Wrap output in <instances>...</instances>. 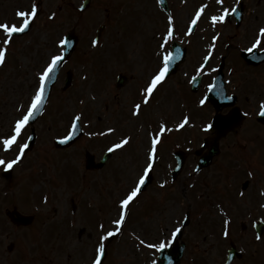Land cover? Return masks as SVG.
Wrapping results in <instances>:
<instances>
[{
    "label": "rangeland",
    "instance_id": "obj_1",
    "mask_svg": "<svg viewBox=\"0 0 264 264\" xmlns=\"http://www.w3.org/2000/svg\"><path fill=\"white\" fill-rule=\"evenodd\" d=\"M167 1L174 18L175 39L187 48V55L177 72L157 85L147 103L149 113L141 111L148 105L140 104L139 115H133L140 100L139 90L160 65L157 49L163 51L159 44L168 17L156 0H91L83 12H78L82 0H0V23L7 21L10 25H19L23 20L16 18L18 10L29 11L33 2L37 5V17L30 30L13 37L6 64L0 67V137H6L15 120L25 113L35 94L38 73L50 62L51 55L60 52L63 35L73 31L78 39L76 51L58 74L47 106L33 124L35 144L12 173L13 182L17 176H25L19 198L23 204L14 205L33 215V223L25 229L15 228L18 231L12 228L8 240L0 237V257L6 256L4 252L11 243L15 254L23 250L27 257H42V264H89L96 253L100 225H104L101 231L114 227L119 201L135 186L146 165L149 140L160 134L163 123L165 130L157 145L151 185L129 206L121 232L105 241L104 264L152 262L154 250L141 245L137 237L147 242L169 240L173 226H181L185 214L189 223L182 232L187 245L180 264H200L203 257L221 264L232 240L248 254L245 260L232 264H248L254 247H250V234L245 232L250 230L241 231L240 226L261 217L254 213L264 214V127H253L259 130L253 132L252 125L257 123L249 117L236 135L219 141L221 150L210 166L195 173L193 152L207 135L202 126L210 119V108L200 106L196 113L195 104L221 56L226 89L234 93L244 111L251 114L264 98V64H234L239 61L235 47L248 48L257 28L264 25V0H244L245 14L240 25H216L214 31L209 16L223 8L215 5V0ZM224 1L228 6L233 2ZM204 5L207 7L195 32L187 36L189 20ZM101 25L104 29L94 46L93 39ZM1 31L0 41L4 39ZM217 33L212 61L201 74L198 91L191 93L190 78L197 75L196 69ZM169 45L170 41L166 50ZM66 73L71 75V84L62 89ZM118 75L125 77L121 87L116 85ZM76 115H81L83 136L71 148L56 150L53 140L67 133ZM185 116L189 122L179 132L177 125ZM190 124L192 128H188ZM110 127L115 131L108 133ZM167 129H172L170 134ZM124 137H131L129 144L114 151L101 170L85 168V152L98 160L110 145ZM250 137L262 143L251 147ZM177 149L187 154V161L180 176L171 180L172 153ZM248 172L252 173L250 177ZM41 178L44 181L40 184ZM245 181L249 184L243 189ZM36 185L39 187L34 190ZM15 191L13 183L9 194L13 196ZM29 198L33 201L27 204ZM14 200L9 203L0 193V209H11ZM226 218L231 228L225 226ZM225 228L227 232L236 231L222 237ZM198 251L200 255L191 258Z\"/></svg>",
    "mask_w": 264,
    "mask_h": 264
},
{
    "label": "snow or ice",
    "instance_id": "obj_2",
    "mask_svg": "<svg viewBox=\"0 0 264 264\" xmlns=\"http://www.w3.org/2000/svg\"><path fill=\"white\" fill-rule=\"evenodd\" d=\"M217 3L223 4L224 0H217ZM207 5H204L200 7L196 13L195 18L191 20V26L188 29V32L186 34L191 35L193 31V26L197 24V21L200 20L201 16L205 12V8ZM236 8H232L231 12L235 13ZM17 16L23 18L22 24L20 26H17V24H11L9 25L7 22L0 23V30H2L4 39L0 41L4 45V47L0 48V67L5 66L6 64V57L7 53L9 51V46L13 42V36L15 33H22L25 32L27 29H29L31 21L37 17V5L35 2H33L31 6V10H18ZM229 9L224 8L221 13L213 14L210 17L211 24L213 27L216 26L217 23L225 22L226 17L229 16ZM50 17L51 18H54ZM167 29L166 32L161 35V42L159 44V48L161 50H166L168 47V42L173 39L174 37V18L172 16H168L167 19ZM213 43L210 45V51L208 54L204 57V63H202L197 69V75H201L204 72L205 66L208 64L212 57V50L215 49V41L219 39V33H217L215 36H213ZM262 41H264V27H261L258 29V33L254 37V40L252 42L251 47L247 49L249 52H253V49H259L261 47ZM66 43H69L66 40H61L60 44L64 45ZM96 41H93V45L95 46ZM178 51V50H177ZM161 62L162 66L158 69L156 73H154L151 78L150 82L144 89L145 92V98L144 103L147 104L149 102V98L152 97L154 90L157 89V85L160 84L166 77V75L169 73L170 66L172 62L176 59V56L173 55L172 52L167 51H161ZM62 54H55L51 55L50 62L47 64V66L38 73V86L35 90V94L32 97L30 106L27 108L26 112L17 118L14 123V128L12 133L10 134V138H5L2 141L3 150L5 152L10 151L13 149L14 145H17L18 139L21 137L23 131L25 130L26 126L29 124L30 120L35 116V113L40 110V108L44 104L45 100V91H46V82L50 78V74L53 73L60 65L61 61L63 60ZM212 71H215V69H212ZM196 77H193V80H195ZM215 85L209 86V91H212L214 89ZM219 95L223 96V99L225 100H232V96H225L223 95V92L218 93ZM207 98H202L199 103L203 107L206 103ZM23 108V105L20 106ZM222 107L221 105L217 106ZM141 109L140 104L135 105V111L133 112V115H139ZM247 115V113H245ZM260 116H264V101H261L260 103ZM81 119V115H76L74 117V120L71 125V132L69 135L65 136L63 139H61V143H67L69 140L72 139L73 134H75L78 131L77 128V122ZM233 121V116H220L217 115L214 118V121H209L203 124L202 131L206 133H216L217 135L223 134V131L231 125ZM189 122V117L185 116L183 120L177 125V128H183L186 124ZM165 130V125L162 123L160 128V134H162ZM172 129H168V131H171ZM114 128H108L107 132L112 133L114 132ZM105 133H101V135H104ZM160 134H157L156 136L152 137L151 139V147L147 154V161H146V167L143 168V172L141 175H139L137 182L135 183V186L131 189V191L120 200V212L118 215V218L114 219L112 223L116 225L117 227L114 230H109L105 235H101L99 238L98 246L96 248V255L95 258L92 261V264H102V258L105 256V241L108 240L109 237H112L116 235L117 233H120L122 230V227L125 223L127 211L130 203L141 193V187L145 185L146 180L150 179L149 173L153 170L154 164L157 159V145L161 142L160 140ZM131 137H124L119 140V142L114 143L111 147L108 148V152H113L117 149L124 148L125 145L129 144ZM19 147V155H17L14 159L7 160L3 157H0V165H4L7 169H12L14 165H17L21 158L24 156L25 149L28 148V144L24 143L22 145H17ZM249 175H252V173H249ZM166 183V182H165ZM161 187H164V183L160 185ZM243 195V193H241ZM47 198L45 197V201ZM227 224L228 221H225ZM100 228L103 229L104 225L101 224ZM181 232V226L174 225L173 229L171 231V239L174 240L177 235ZM224 235L227 236L228 232L225 230ZM260 237L257 236V239ZM141 245H144L151 249H160L163 250L168 246V238L161 239L156 242H147L140 237H137ZM155 264V262H154Z\"/></svg>",
    "mask_w": 264,
    "mask_h": 264
},
{
    "label": "water",
    "instance_id": "obj_3",
    "mask_svg": "<svg viewBox=\"0 0 264 264\" xmlns=\"http://www.w3.org/2000/svg\"><path fill=\"white\" fill-rule=\"evenodd\" d=\"M88 1V0H87ZM70 40L73 42V38L71 36H69Z\"/></svg>",
    "mask_w": 264,
    "mask_h": 264
}]
</instances>
